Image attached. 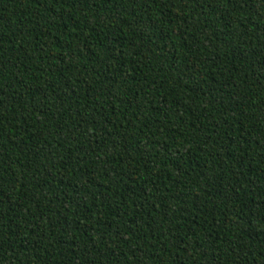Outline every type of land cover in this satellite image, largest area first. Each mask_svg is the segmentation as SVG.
I'll list each match as a JSON object with an SVG mask.
<instances>
[{
    "label": "trees",
    "instance_id": "obj_1",
    "mask_svg": "<svg viewBox=\"0 0 264 264\" xmlns=\"http://www.w3.org/2000/svg\"><path fill=\"white\" fill-rule=\"evenodd\" d=\"M0 264H264V0H0Z\"/></svg>",
    "mask_w": 264,
    "mask_h": 264
}]
</instances>
